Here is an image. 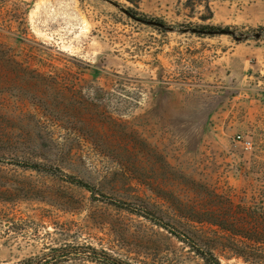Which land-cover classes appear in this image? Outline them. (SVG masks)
Here are the masks:
<instances>
[{
    "label": "rangeland",
    "instance_id": "rangeland-1",
    "mask_svg": "<svg viewBox=\"0 0 264 264\" xmlns=\"http://www.w3.org/2000/svg\"><path fill=\"white\" fill-rule=\"evenodd\" d=\"M208 189L264 191V0H0V264H245Z\"/></svg>",
    "mask_w": 264,
    "mask_h": 264
},
{
    "label": "trees",
    "instance_id": "trees-1",
    "mask_svg": "<svg viewBox=\"0 0 264 264\" xmlns=\"http://www.w3.org/2000/svg\"><path fill=\"white\" fill-rule=\"evenodd\" d=\"M85 127L91 131L90 124L85 125ZM94 129L98 130V127L94 126ZM98 132L100 131L98 130ZM83 143L89 145V143L92 142L81 141L78 138L67 140L64 144V154H69L72 151L79 149ZM118 149L121 150L120 146ZM19 165L21 166V163ZM22 167L39 171L35 164H23ZM80 181L83 187L93 190L89 183L82 180ZM3 186H7V184ZM207 191L211 193L208 194V199L211 201V204L204 206V227L209 226L211 228H217L220 232H223L224 235L218 236V238L222 243L225 241L229 245L227 248L225 244H222L223 248L231 251L232 255L235 257L243 259L245 264H264V191L259 192L258 194L256 193L253 196V201L250 206L244 200L237 204L234 197L231 195H226L225 193L218 194L216 191L210 189ZM172 194L174 193L172 192ZM213 202L215 203L214 205H212ZM147 206H143L140 210H137L136 208L132 211H135L138 215L147 217ZM191 215L193 217L194 214ZM161 221L162 222L156 223L169 229V226L166 227L165 222H163V220ZM170 221L171 220H168L169 224L167 225H171ZM193 221L195 223H203L195 220H188L185 223L180 221L178 224L181 226H187L194 223ZM175 235L182 237V235L185 234ZM196 252L208 263L222 264L215 256L211 246L206 244L205 241L204 250L198 248L196 249ZM100 261L103 264H123L122 262L108 258H103Z\"/></svg>",
    "mask_w": 264,
    "mask_h": 264
},
{
    "label": "water",
    "instance_id": "water-1",
    "mask_svg": "<svg viewBox=\"0 0 264 264\" xmlns=\"http://www.w3.org/2000/svg\"><path fill=\"white\" fill-rule=\"evenodd\" d=\"M127 14H128V13H127ZM134 18H136V17H134ZM137 20H139L140 22L146 23V24H148V25H151V26H156V27H160V28H165V26H164L163 24L158 23V22H156V21H146V20H144V19H138V18H137ZM221 33H228V32H221Z\"/></svg>",
    "mask_w": 264,
    "mask_h": 264
},
{
    "label": "built area",
    "instance_id": "built-area-1",
    "mask_svg": "<svg viewBox=\"0 0 264 264\" xmlns=\"http://www.w3.org/2000/svg\"><path fill=\"white\" fill-rule=\"evenodd\" d=\"M242 142H243L244 145H246L247 147L250 146V144H251V143H250L249 141H247V140H243Z\"/></svg>",
    "mask_w": 264,
    "mask_h": 264
}]
</instances>
